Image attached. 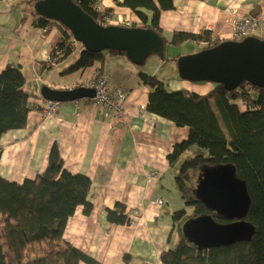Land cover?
<instances>
[{
    "label": "crops",
    "instance_id": "obj_1",
    "mask_svg": "<svg viewBox=\"0 0 264 264\" xmlns=\"http://www.w3.org/2000/svg\"><path fill=\"white\" fill-rule=\"evenodd\" d=\"M117 1L121 0L99 3L100 9L109 11L110 23L140 25L129 9L117 6ZM26 2L0 0V71L8 64L21 68L24 90L34 106L25 128L8 131L0 140V176L16 183L35 178L44 171L49 151L56 145L64 167L91 180L88 199L92 209L88 215L81 207L75 211L67 222L64 239L99 264H161V253L183 237L182 223L172 220V214L183 207L175 184L176 171L169 167L167 156L175 144L187 139L188 129L146 111L149 89L140 82V71L121 55L107 56L102 72L110 91H127L120 119L107 118L102 108L84 99L60 103L56 116L46 115L40 95L43 86L55 90L86 87L96 73L90 67L65 74L72 56L47 68L41 66L48 62L60 33L55 28H36L34 11H28ZM244 16L257 19L258 32L264 33V0H173V9L160 13L159 25L166 39L174 32L208 30L219 41H227L232 40V21ZM157 64L159 67L162 62ZM157 67L149 74L156 76ZM68 75H75V81L67 80ZM161 80L171 91L199 95L213 87L181 80L177 73ZM151 173L153 176L147 178ZM195 186L191 184L193 189ZM117 202L126 208L129 225L107 221L106 209Z\"/></svg>",
    "mask_w": 264,
    "mask_h": 264
},
{
    "label": "trees",
    "instance_id": "obj_2",
    "mask_svg": "<svg viewBox=\"0 0 264 264\" xmlns=\"http://www.w3.org/2000/svg\"><path fill=\"white\" fill-rule=\"evenodd\" d=\"M26 1L27 4L38 2ZM100 1L73 0L96 23L107 26L111 15L108 10L99 9ZM116 4L129 9L143 28L160 35L165 48L159 16L173 9V0H121ZM32 16L36 28L44 31L55 28L60 33L48 62L42 63V67H50L53 61L65 60L78 52L64 73L94 67L96 77H102L107 56L126 57L116 51H85L61 24L35 12ZM255 36L264 39L262 32ZM185 43L204 45L196 51L199 52L221 41L208 30L198 34L173 33L172 46ZM151 57L174 64L178 58L164 56L160 60L150 56L147 59ZM138 78L149 89L146 111L188 129L187 139L173 146L167 160L178 174L175 184L180 199L193 211L191 216L185 209L174 212L173 222L206 214L216 222H226L192 197L193 187L188 181L192 172L199 175L204 169L229 164L246 184L251 203L245 220L255 229L249 241L210 249H198L182 237L173 248L161 253V264H264V89L243 82L237 89L226 91L214 84L211 91L199 95L187 90L171 91L163 80L144 71L139 72ZM24 83L19 66L8 64L0 71V140L8 131L24 129L28 114L34 108ZM188 153L191 154L186 156ZM90 189L88 176L72 174L64 167L56 145L49 151L44 171L35 178L16 183L0 176V264H99L64 239L67 222L75 211L81 207L85 215L90 213ZM106 218L114 225L131 223L126 208L118 202L112 209H106Z\"/></svg>",
    "mask_w": 264,
    "mask_h": 264
},
{
    "label": "water",
    "instance_id": "obj_3",
    "mask_svg": "<svg viewBox=\"0 0 264 264\" xmlns=\"http://www.w3.org/2000/svg\"><path fill=\"white\" fill-rule=\"evenodd\" d=\"M33 9L69 30L74 42L85 51L121 52L137 66H143L150 56L164 58L163 39L149 28L135 24L101 26L73 0H41ZM175 66L178 78L187 82L221 85L226 91L248 82L264 89V39L250 36L241 41H221L214 47L177 58ZM40 95L45 101L71 103L93 98L94 90L86 87L55 90L43 86ZM197 179L195 200L226 222H216L207 214L192 218L181 226L183 237L198 249L249 241L255 230L245 220L251 200L235 168L226 164L204 169Z\"/></svg>",
    "mask_w": 264,
    "mask_h": 264
},
{
    "label": "built area",
    "instance_id": "obj_4",
    "mask_svg": "<svg viewBox=\"0 0 264 264\" xmlns=\"http://www.w3.org/2000/svg\"><path fill=\"white\" fill-rule=\"evenodd\" d=\"M259 23L260 22L257 19L247 16L234 19L231 24L232 40H243L244 38L255 36L259 31ZM123 24L128 27L131 23L124 22ZM86 88L94 90V97L91 99L84 98L85 101H90L99 108H102L107 118L118 120L122 117L123 102L127 98L126 90L116 89L114 91H110L104 77H95L90 81ZM44 105L45 108L43 109V112L46 115L51 117L57 115L60 103L45 101ZM151 176H153V173H151L147 178H150ZM158 204L161 205L162 202L158 201Z\"/></svg>",
    "mask_w": 264,
    "mask_h": 264
},
{
    "label": "rangeland",
    "instance_id": "obj_5",
    "mask_svg": "<svg viewBox=\"0 0 264 264\" xmlns=\"http://www.w3.org/2000/svg\"><path fill=\"white\" fill-rule=\"evenodd\" d=\"M34 3L28 4L29 5L28 11H34V9H33L34 8ZM104 19H105V21H108L107 18H104ZM110 22H111V20L108 21V23H109L108 25H112ZM114 25H115V22H114ZM170 38H171V36H169L167 39L166 38L165 39L166 40H170ZM76 46L79 49V46L77 44H76ZM197 46H198V48H201L204 45L200 44V45H197ZM164 49H165L164 50V56L166 58H169V59L170 58H173L175 56H177L178 58H180V57H183V56L193 55L198 50L196 48V46L194 45V43H186V44H183L182 46L174 47V46H172L169 43V41H166V44H165V48ZM77 55H78L77 53H74L72 55L71 59L74 61V59H75L74 57H76ZM71 59H69V60H71ZM157 62H158L157 58L151 57V58H149V59L146 60V62H145V64L143 66H137V65H134L133 64V66H134L133 68H135L136 70H139V71H144V72H147V73H152L154 71L155 67H157V65H158ZM157 68L158 69H156V71H157L158 74L156 75V77L157 78H160V79H167L173 73L175 75L177 73L176 72V66L172 62H163L162 65H159V67H157ZM53 76H54L53 74L50 75V77H53ZM68 76L69 77H68L67 80H69V81H75V79H76L75 75L74 76L73 75H68ZM236 104H237V106L240 109H244L243 106L240 104V102H236ZM193 149H195V148L193 147ZM190 154L191 153H188V154H186V156H189ZM184 157H183V159H185ZM192 174H194V172H192ZM177 175L178 174L176 173L175 174V177ZM196 179H197V174H194L191 177V179L188 181V185L191 186V184H192L194 186L195 183H196ZM190 194L192 195V192ZM180 201H181V204L180 205L183 207V209H185L187 211V214H189L188 216H191V214H192L191 211H193L192 208H190L189 206H187V204H185L186 202L183 201L182 199H180ZM187 219H190V218H183L181 221H186ZM181 221H180V223H182Z\"/></svg>",
    "mask_w": 264,
    "mask_h": 264
},
{
    "label": "bare ground",
    "instance_id": "obj_6",
    "mask_svg": "<svg viewBox=\"0 0 264 264\" xmlns=\"http://www.w3.org/2000/svg\"><path fill=\"white\" fill-rule=\"evenodd\" d=\"M139 20V19H138ZM127 22H130V21H127ZM139 22H140V20H139ZM131 23V22H130ZM131 24H135L136 26H139V27H143L142 26V23L140 22V25H137L136 23H131ZM131 24H130V26H131ZM115 25H119V26H124V27H127V26H125L124 24H115ZM130 26H128V27H130ZM255 37H258V36H255ZM259 38V37H258ZM261 39V38H260ZM234 41H241V40H234ZM105 79V78H104ZM106 80V79H105Z\"/></svg>",
    "mask_w": 264,
    "mask_h": 264
},
{
    "label": "flooded vegetation",
    "instance_id": "obj_7",
    "mask_svg": "<svg viewBox=\"0 0 264 264\" xmlns=\"http://www.w3.org/2000/svg\"><path fill=\"white\" fill-rule=\"evenodd\" d=\"M193 191H194V189H193ZM193 191H192V197H194V195H193ZM214 214H215V213H214ZM190 219H192V218H190ZM190 219H187L186 221H188V220H190ZM130 220H131V219H130ZM186 221H183L181 225H183Z\"/></svg>",
    "mask_w": 264,
    "mask_h": 264
}]
</instances>
